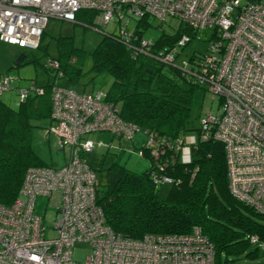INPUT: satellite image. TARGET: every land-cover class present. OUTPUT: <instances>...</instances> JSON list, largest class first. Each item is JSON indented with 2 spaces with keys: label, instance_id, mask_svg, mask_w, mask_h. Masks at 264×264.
<instances>
[{
  "label": "built area",
  "instance_id": "built-area-1",
  "mask_svg": "<svg viewBox=\"0 0 264 264\" xmlns=\"http://www.w3.org/2000/svg\"><path fill=\"white\" fill-rule=\"evenodd\" d=\"M81 10L95 11L100 25L114 21L115 15L117 21L124 19L119 34L130 46L134 37L126 25L132 17L149 15L163 23L176 18L197 31V38L183 34L158 54L151 51L153 41L144 37L133 44L137 53L167 64L176 63L183 47L200 39L199 31L211 30L202 65L180 58L179 66L220 101V114H202L199 129L201 138L224 145L230 194L264 215V0H0V41L37 49L51 19L74 23ZM46 64L59 71L57 60ZM57 75L50 119L67 160L60 167H29L18 197L8 206L0 204V264H215V248L198 226L185 234L148 233L132 239L106 223L96 202V173L84 158L96 146L88 136L109 132L132 140L140 129L120 116L105 92H78L60 85L61 72ZM15 81L10 74L0 75V104L8 91H16L19 102L44 91L34 82L22 88ZM146 136L143 147L154 159L153 182L172 184L174 178L165 173L167 161L172 163L175 155L189 162L196 136L175 147L154 133ZM39 196L55 208L50 225L35 212ZM249 242L264 249L257 235L249 236ZM77 244L90 248L83 262L73 258Z\"/></svg>",
  "mask_w": 264,
  "mask_h": 264
},
{
  "label": "trees",
  "instance_id": "trees-1",
  "mask_svg": "<svg viewBox=\"0 0 264 264\" xmlns=\"http://www.w3.org/2000/svg\"><path fill=\"white\" fill-rule=\"evenodd\" d=\"M96 16L95 11L81 10L73 24L91 26ZM133 18L137 20L132 31L135 38L132 46L120 34L105 33L91 53L90 71L112 77L105 92L106 99L119 107L124 120L134 123L145 134L154 133L172 147L181 145V140L189 135L196 136V143L190 146L189 162L182 163L175 155L172 163L167 161L165 173L173 177L174 182L166 198L157 194V184L151 178L154 159L144 145L142 156L150 162L145 172L136 173L116 166V182L103 187L98 185L97 189L96 202L103 209L106 223L115 232L132 239L148 233L185 234L198 226L215 248V264H233L241 256L257 258L260 247L251 245L249 236L257 235L264 241V215L230 194L224 145L214 138H201L199 118L202 113L193 115L195 94L207 89L179 66L180 58L202 65L207 46L202 53L194 50L187 55L188 43L173 64L137 53L133 44L139 43L145 31L153 27L155 19L149 15ZM162 23L158 21V27ZM183 34L197 38V31L181 24L171 34L161 31L151 43V51L158 54L175 46ZM40 46L41 43L38 48ZM85 56V51L74 44L73 37L59 36L57 56L50 58L58 61L59 71L49 69L47 64L44 69L48 75L50 71H55L56 76L61 72L59 79L65 80V87L73 88L80 83L83 75L80 62ZM48 79L42 86V94L19 102L16 109L0 104L2 205L8 206L18 197L29 167L47 166L33 151L30 132L32 120L50 118L54 78ZM170 155L171 152H167L166 156Z\"/></svg>",
  "mask_w": 264,
  "mask_h": 264
},
{
  "label": "rangeland",
  "instance_id": "rangeland-1",
  "mask_svg": "<svg viewBox=\"0 0 264 264\" xmlns=\"http://www.w3.org/2000/svg\"><path fill=\"white\" fill-rule=\"evenodd\" d=\"M117 20L118 16L115 15L114 21H110L106 25H100L95 20L94 24L85 27L82 24L51 19L41 40L40 48L31 51L0 41V75L6 73L14 76L15 85L18 87L26 88L33 82L38 86H44L48 82V78L53 79L54 76L56 77L55 71H50V75H48L44 65L50 58L57 56V38L59 36H69L74 38L76 47L82 48L86 54L80 62L83 75L80 83L74 86L73 89L78 92H107L112 83V77L107 73L96 75L90 71L92 65L91 53L105 33L119 34L121 26L126 21L124 19ZM136 20L132 17L126 25L128 33L133 31ZM180 25V21L176 18H167L166 22L162 23L160 27H158V21L153 20V27L145 31L144 38L154 41L161 31L171 34L178 30ZM211 34L210 29L199 31L200 39L192 40L185 53L189 55L194 50L204 52ZM21 52H24L26 57L22 60L21 65L16 66L15 59ZM57 81L59 84L66 86L64 79L57 78ZM1 100L3 104L13 109H16L19 104L16 91L5 92L1 96ZM201 113H212L216 116L220 114L219 99L203 90H199L195 94L193 103L194 117ZM194 123L197 125V119L194 120ZM54 128L55 123L49 117L32 120L31 146L44 164L60 167L67 160V151L60 148L57 136L53 131ZM88 137L95 142L96 146L94 151L86 153L84 158L95 171L97 184L100 187L116 182L118 176L116 166L124 167L136 173H143L150 166V162L141 155L142 146L147 139L145 132L142 130L136 132L132 140L114 137L109 132L94 133ZM156 188L158 196L166 198L171 184L158 183ZM35 212L44 216L46 225H50L55 216V208L50 206L48 199L43 196L36 199ZM49 235L51 233H48ZM89 253L90 248L88 245L77 244L73 250V258L83 262ZM233 264H264V249L260 248L257 258L241 256L235 259Z\"/></svg>",
  "mask_w": 264,
  "mask_h": 264
},
{
  "label": "water",
  "instance_id": "water-1",
  "mask_svg": "<svg viewBox=\"0 0 264 264\" xmlns=\"http://www.w3.org/2000/svg\"><path fill=\"white\" fill-rule=\"evenodd\" d=\"M25 58V53L24 52H21L15 59V65L18 66L22 60Z\"/></svg>",
  "mask_w": 264,
  "mask_h": 264
},
{
  "label": "crops",
  "instance_id": "crops-1",
  "mask_svg": "<svg viewBox=\"0 0 264 264\" xmlns=\"http://www.w3.org/2000/svg\"><path fill=\"white\" fill-rule=\"evenodd\" d=\"M118 138V137H117ZM67 155V154H66ZM67 157V156H66Z\"/></svg>",
  "mask_w": 264,
  "mask_h": 264
}]
</instances>
